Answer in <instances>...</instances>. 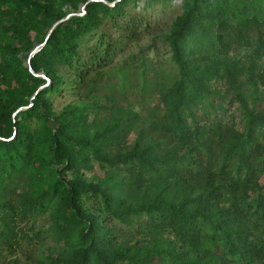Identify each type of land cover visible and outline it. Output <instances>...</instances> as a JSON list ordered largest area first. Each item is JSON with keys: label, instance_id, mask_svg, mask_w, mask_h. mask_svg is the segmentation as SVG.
<instances>
[{"label": "trees", "instance_id": "trees-1", "mask_svg": "<svg viewBox=\"0 0 264 264\" xmlns=\"http://www.w3.org/2000/svg\"><path fill=\"white\" fill-rule=\"evenodd\" d=\"M130 1L110 6L64 0L74 7L83 2L85 12L63 20L67 11L52 0H0V8L10 10L9 28L20 43L0 44V77L10 85L0 90V175L50 162L75 174L69 180L47 173L52 187L24 197L19 209L8 204L4 219L10 224L53 202V232L65 242L59 253L65 264H155V256L161 257L158 264H212L204 260L208 241L254 264L263 250L240 221L257 225L264 217V192L256 180L264 172V112L254 108L264 100V73L256 67L264 55V0H181L183 12L164 38L177 79L161 94L159 122V131L177 145L163 152L151 142H136L120 152L127 136L121 120L94 129L78 108L54 115L48 97L61 80L56 65L80 77L92 63L80 57L79 40ZM32 32L45 42L27 56L26 66L19 55L33 47ZM29 69L42 70L47 85L39 89L46 80ZM28 89L35 98L17 111L27 105L20 91ZM90 158L110 176L126 177L120 184L130 201L117 184L81 178ZM87 201L96 203V214L87 210ZM136 212L147 217L151 229L170 230L185 249H120L101 238V214Z\"/></svg>", "mask_w": 264, "mask_h": 264}, {"label": "rangeland", "instance_id": "rangeland-1", "mask_svg": "<svg viewBox=\"0 0 264 264\" xmlns=\"http://www.w3.org/2000/svg\"><path fill=\"white\" fill-rule=\"evenodd\" d=\"M52 1L55 5H61L62 11H67L64 20L85 12L83 2L74 7L70 3L62 2L64 0ZM99 1L113 6L119 0ZM149 1H130L121 12L103 18L97 28L83 36L79 40L78 53L84 61L92 65L87 66L80 77L72 73L71 68L56 65V73L61 80L58 91L48 97L50 110L54 115L65 108H78L82 114L87 115L88 122L94 129L121 120L127 136L120 152L129 151L136 142H151L163 152L170 151L177 145L172 138L159 131V122L164 113L160 97L177 79V68L171 60L164 38L183 10L181 0ZM8 13L6 9L0 8V44L19 45L16 34L9 28L12 21ZM250 34L254 38L255 32ZM29 39L33 47L19 55L26 66H29L27 56H32L45 42L41 43L43 38L35 32L30 34ZM233 47L234 44L231 51ZM241 53L244 54L243 51ZM249 60H246L247 64ZM256 67L257 71L264 73V55L256 59ZM29 70L35 76L46 80V83L39 85V89L47 85L49 79L44 74L41 75L42 70ZM76 71L80 72L79 69ZM9 87V83L0 77V90ZM20 93L27 105H22L17 111L26 109L35 98V93H31L29 89ZM254 108L264 112V100L258 101ZM132 115H136V118L132 119ZM261 140L264 142L262 138ZM61 166L60 163L50 162L45 167H28L18 173L4 170L0 175V264H65L59 255L65 242L57 239L53 232V202L27 216H15L16 219L10 224L4 219L11 211L8 204L19 209L24 197H29L40 188L45 190L52 187V182L45 177L47 173L57 172L69 180L75 177L72 171L62 172ZM79 173L83 175L81 178L91 183L117 184L119 191L130 201L125 185L120 184L126 177L110 176L94 158H90L87 166ZM256 180L264 192V172L258 173ZM86 205L88 211L95 214L98 212L94 201H87ZM100 219L103 235L101 238L115 248L135 246L150 251L162 246L175 250L185 249L170 230L151 229L147 217L140 212L125 213L113 218L101 214ZM240 226L251 228L258 237L257 242L261 244L263 253L254 264H264V217L258 218L257 225L242 218ZM8 230L11 232L7 235ZM205 247H208V256L204 260L208 263L244 264L240 256L224 253L219 244L208 241ZM152 260L158 264L161 257L155 256Z\"/></svg>", "mask_w": 264, "mask_h": 264}, {"label": "water", "instance_id": "water-1", "mask_svg": "<svg viewBox=\"0 0 264 264\" xmlns=\"http://www.w3.org/2000/svg\"><path fill=\"white\" fill-rule=\"evenodd\" d=\"M64 20V19H63ZM41 75H43V73H41Z\"/></svg>", "mask_w": 264, "mask_h": 264}]
</instances>
